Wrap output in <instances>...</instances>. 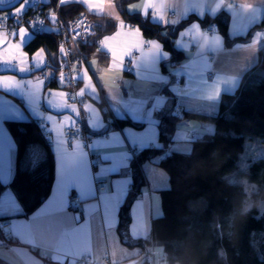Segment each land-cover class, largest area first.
<instances>
[{
	"label": "crops",
	"instance_id": "0c3cea01",
	"mask_svg": "<svg viewBox=\"0 0 264 264\" xmlns=\"http://www.w3.org/2000/svg\"><path fill=\"white\" fill-rule=\"evenodd\" d=\"M14 1L3 0L0 8ZM50 2L27 0L25 7H49ZM59 2L79 5L83 15L109 21L113 29L103 34L102 42L122 58L113 61L107 49H100L81 66L75 77L77 92L87 102L77 106L60 82L45 88L37 73L47 62L58 61V49L56 54L47 53L44 48L29 54L25 46L34 37L29 29L17 28L16 32L23 27L27 33L21 44L18 35L9 37L0 27V37L8 38L7 44L0 43V220L8 217L3 222H7V238L12 240L9 247L0 248V256L10 264H76L83 256L97 264L107 258L113 264L136 262L147 250L125 246L117 233L118 211L132 183V150L161 146L159 115L173 112L174 104L179 105L183 115L215 114L222 94L234 92L243 75L257 62L264 44V0H135L124 7L121 0ZM133 5L138 10L130 11ZM100 7L106 11L95 10ZM16 8L0 11V19L24 12L17 15ZM123 10L165 32L176 31L173 44L184 59L173 65L160 42L145 38L137 26L124 20ZM219 14L228 19L229 39L251 31L249 39L227 45L219 32L204 34L206 21ZM121 23L126 27H121ZM136 28L139 32L130 34ZM107 37L114 39L106 41ZM153 45H158L159 51ZM128 51L130 55L125 54ZM37 53L42 55L37 58ZM159 53L166 57L157 58ZM21 57L26 63L20 64ZM7 60L12 61L15 71L7 70L11 67L4 63ZM124 63L131 65L130 72L124 70ZM21 67L29 71L20 72ZM176 78L180 79L178 84L174 82ZM217 93L218 98H208ZM101 104L112 117L141 124V128L109 130ZM79 118L85 120L91 134L88 152L81 143L68 146L66 142L65 131L75 127ZM27 120L37 122L46 132L54 158V180L49 196L38 209L27 217H11L19 210L8 187L16 172V145L6 123ZM213 131L209 121L183 118L168 150L187 154L194 139ZM35 153L24 161V167L35 165L40 158ZM156 162L154 159L142 165L145 184L129 210L127 233L132 241L149 239L151 221L161 214L159 192L167 189L169 182ZM73 196L79 198L77 211L70 208ZM150 246L152 264H159L162 249L154 243L146 245Z\"/></svg>",
	"mask_w": 264,
	"mask_h": 264
},
{
	"label": "trees",
	"instance_id": "16d2710c",
	"mask_svg": "<svg viewBox=\"0 0 264 264\" xmlns=\"http://www.w3.org/2000/svg\"><path fill=\"white\" fill-rule=\"evenodd\" d=\"M132 1L135 0H121L120 4L124 7ZM56 2L51 0L50 6ZM83 11L76 4L60 5L59 18L65 23L83 15ZM122 16L127 23L137 26L145 38L160 42L170 54L173 65L184 59L173 44L176 31L165 32L158 25L125 10ZM89 17L99 21L100 36L113 29L109 21ZM211 21L215 22L227 45L246 42L251 35L249 31L243 37L229 39L226 15L219 14ZM40 48L56 54L55 35L34 34L25 46L29 54ZM100 106L109 130L126 126L141 128V124L112 117L107 107ZM183 118L202 119L214 126L212 134L191 142V150L187 154L168 150L171 137ZM6 125L16 145V172L8 187L19 210L11 217H27L50 194L54 158L46 133L37 122L10 121ZM256 139L264 142V44L257 62L243 75L235 91L222 94L215 114L177 116L172 111L162 113L158 126L161 146L132 150V183L118 211L117 233L121 242L143 250H147L146 245L156 243L162 249V259L168 264H264V214L259 215L257 209L258 203L264 201V159L252 161L241 172L247 178V187L230 182L227 177L238 168L245 140ZM35 152L40 155L38 161L32 167H24V161L35 156ZM154 159L167 174L169 186L159 192L161 214L151 221L150 238L132 241L127 233L130 206L145 184L142 165ZM7 218L0 221H7ZM7 241L12 242L10 237ZM0 264L10 263L0 256ZM134 264H147L146 256Z\"/></svg>",
	"mask_w": 264,
	"mask_h": 264
},
{
	"label": "built area",
	"instance_id": "2783aa9c",
	"mask_svg": "<svg viewBox=\"0 0 264 264\" xmlns=\"http://www.w3.org/2000/svg\"><path fill=\"white\" fill-rule=\"evenodd\" d=\"M57 7L58 6H56L54 12V21H50V23L47 22V13H45L42 8H38L37 5H30L25 8L23 14L19 16L18 19L13 20L12 22H10L8 18L1 19L0 26H7L9 36H13L12 32H16L18 26H25L33 33H53L57 35L59 43L58 45H60V48L62 50V60L57 66L47 64L44 70L41 71V76L46 81V83L54 81L63 82L69 88V100L77 106H80L86 101V99L77 95V79L75 77L78 75L77 72L79 71V62L85 57V55L81 53V50L77 46L79 43L91 46L93 39L88 38L94 35L95 23L90 21L86 17H77L68 21L66 24H62L58 18ZM203 32L204 34H212L217 32L215 22H209L207 25H205L203 28ZM73 51H76L77 54L74 59H71L70 55ZM130 70V67H128V71ZM211 78V75H209V79ZM174 82L178 84L179 78H176ZM175 112L179 113L178 107H175ZM65 138L68 146L75 142H78L81 143L88 152L90 137L87 134L85 128V120L83 118H79L74 128L66 130ZM78 204L79 198L77 196H73L71 198L70 208L73 211H77ZM0 229H2L1 233L4 235V237L7 238V222L0 221ZM7 246H9L8 242L6 240L4 242L3 239L0 238V247ZM151 252L152 246H150V248H147V253L145 255L147 264H152ZM76 264L97 263L93 262L89 256H85L79 258ZM104 264L113 263L108 258L107 262ZM159 264H167V262L164 261L161 257V259L159 260Z\"/></svg>",
	"mask_w": 264,
	"mask_h": 264
},
{
	"label": "rangeland",
	"instance_id": "374dc122",
	"mask_svg": "<svg viewBox=\"0 0 264 264\" xmlns=\"http://www.w3.org/2000/svg\"><path fill=\"white\" fill-rule=\"evenodd\" d=\"M37 5V7L38 8H41V6H40V4L38 5V4H36ZM60 2H59V0H57V2L53 5V6H49V7H45L44 6V8L42 9L45 13H47L46 15H47V22L48 23H50V21H54V12H55V9H56V6H58L57 7V14H58V18H59V7H60ZM18 7V6H17ZM26 8V7H25ZM25 10V9H24ZM23 14V13H22ZM21 14V15H22ZM21 15H19V16H21ZM19 16H16V17H13V18H11V17H3V18H8L9 20H10V22H12L13 20H16V19H18L19 18ZM77 17H86V18H88L90 21H92V22H94L95 23V27H94V35L93 36H91L90 38H88V39H93L92 40V43H91V46H88L87 44H81V43H79L78 44V48L81 50V53L82 54H84L85 55V57L79 62V67H78V70L80 71V68H81V66L85 63V62H87L93 55H96V54H98V53H100V49H101V43H102V36H100V29H101V27H100V23H99V21H97V20H95V19H92V18H90L89 16H86V15H81V16H76V17H74V18H77ZM3 18H1V19H3ZM74 18H72V19H74ZM0 19V20H1ZM72 19H70V20H72ZM59 20H60V18H59ZM70 20H68V21H70ZM67 21V22H68ZM60 22L62 23V24H66L67 22H62L61 20H60ZM9 23V22H8ZM0 27H2L3 29H5L6 31H7V35H8V30H7V26H0ZM18 27H20V26H18ZM17 27V28H18ZM23 27H25V26H23ZM27 28V27H26ZM28 29V28H27ZM217 32H218V29H217ZM33 33V32H32ZM216 33V32H215ZM33 34H40V33H33ZM53 34V33H52ZM55 35V34H54ZM9 36V35H8ZM9 37H12V36H9ZM55 37L57 38V48H58V61L57 62H53V61H49V62H47V64H50V65H53V66H57L60 62H61V60H62V50H61V48H60V45H58L59 43H58V37H57V35H55ZM83 43V42H82ZM90 49H93L94 51H89ZM76 54H77V52L76 51H73L72 53H71V55H70V58L71 59H74L75 57H76ZM46 64V65H47ZM45 65V66H46ZM130 67V69H131V65H129V64H126V63H124L123 64V66L122 67H124V70L125 71H127V72H130V71H128V67ZM45 68V67H44ZM44 68L41 70V71H43L44 70ZM37 72L38 73V75L40 76V78L43 80V82H44V85H45V88H48V85L49 84H55V83H57V82H60L63 86H64V88L66 89V91H67V94H68V92H69V88H68V86H66L63 82H61V81H54V82H50V83H46V81L42 78V76H41V73L42 72ZM48 71H50V70H48ZM79 71L77 72L78 74H79ZM180 80V79H179ZM77 90H78V85H77V87H76V92H77ZM77 95H78V92H77ZM79 96V95H78ZM82 98H85L86 99V101L84 102V103H86L87 102V98L86 97H82ZM83 103V104H84ZM81 106V105H80ZM175 107H178V110H179V113L178 112H175ZM173 113L175 114V115H177V116H181V115H183L182 113H181V110H180V107H179V105H177V104H174V106H173ZM76 126V125H75ZM74 128V127H73ZM85 128H86V131H87V134H88V136L90 137V139H91V134L89 133V131H88V129H87V126H86V124H85ZM71 129V128H70ZM68 130V129H67ZM66 132V131H65ZM90 141V140H89ZM260 158H263L264 159V142L263 141H261V140H258V139H256V140H245V142H244V148H243V152L239 155V160H238V168L236 169V171L235 172H232L231 174H229L227 177H228V180L230 181V182H233V183H239V184H241V185H243V186H245V187H247L248 186V181H247V178L243 175V174H241V172H243V171H245L246 169H247V167H248V165L252 162V161H255V160H257V159H260ZM257 209H258V211H259V215H263L264 214V201H260L259 203H258V205H257ZM0 238H2L3 239V241L5 242V240L7 241V238H5L4 237V235L1 233V231H0ZM8 242V241H7ZM8 244H9V246H10V244L11 243H9L8 242ZM9 246H7V247H9ZM148 246V245H147ZM155 246H157V244L155 243ZM7 247H0V248H2V249H6ZM146 248H148V247H146ZM5 253H7L6 251H4ZM147 253V252H146ZM146 253L143 255V256H145L146 255ZM83 257H85V256H83ZM82 258V257H81ZM91 259V258H90ZM161 259V258H160ZM92 260V259H91ZM107 260H108V258L106 259V261L104 262V263H106L107 262ZM167 262V261H166ZM103 263V264H104ZM167 264H168V262H167Z\"/></svg>",
	"mask_w": 264,
	"mask_h": 264
},
{
	"label": "snow or ice",
	"instance_id": "6c2138e0",
	"mask_svg": "<svg viewBox=\"0 0 264 264\" xmlns=\"http://www.w3.org/2000/svg\"><path fill=\"white\" fill-rule=\"evenodd\" d=\"M0 2H3V0H0ZM63 2H64V0H61V3H63ZM26 3H27V0H25V3H21L20 6L16 8L15 12H16L17 15H19L20 13H22V12L24 11V8H25V6H26ZM152 6H153L152 4H149V7H152ZM109 7H111V5H109ZM95 10H99V11H101V12H105V11H106V9L103 8V7H100V8L95 9ZM133 10H138L137 6L133 5V6L130 8V11H133ZM120 26H121V27H126L125 25H123V23H121ZM138 32H139V29H138V28H136V29H131V30H130V34H132V35H135V34L138 33ZM12 35H13V36L18 35L19 38H20L21 44H22V43L24 42V40H25V37H26L27 33H26L25 28L21 27V28H19L18 32L13 31V32H12ZM105 39H106V41H107V40H111V39H114V38H113V37H107V38H105ZM0 43H4V44H7V43H8L7 35H4L3 37H0ZM13 47L18 48V47H20V45H13ZM130 47H131V46H130ZM153 47L156 48L157 51H159V46H158V45H153ZM101 49H107V50L111 53L112 58H113V61L120 60V59L122 58V56H118L117 51H116L114 48H109V47H108V44H107L106 42H102V43H101ZM125 54L130 55L131 53H130V51H128V52L125 53ZM41 55H42V53H37V58H39ZM165 57H166V54H164V53H159V55H158L157 58H165ZM19 62H20V64H24V63H26V60H25L23 57H21ZM4 63H5V64H8V65L11 66V67H10L9 69H7V70H11V71H15V70H16V67H15V66H12V61H11V60L4 61ZM18 70H19L20 72L29 71V69L22 68V67L19 68ZM6 79H11V78H6ZM208 98H209V99H216V98H218V93H217V96H215V97H213V96H209ZM0 231H2V229H0Z\"/></svg>",
	"mask_w": 264,
	"mask_h": 264
},
{
	"label": "water",
	"instance_id": "95a60500",
	"mask_svg": "<svg viewBox=\"0 0 264 264\" xmlns=\"http://www.w3.org/2000/svg\"><path fill=\"white\" fill-rule=\"evenodd\" d=\"M24 0H15L12 4L2 7L0 8V11H7V10H12L14 8H16L17 6H19ZM135 262H128V263H124V264H134Z\"/></svg>",
	"mask_w": 264,
	"mask_h": 264
}]
</instances>
